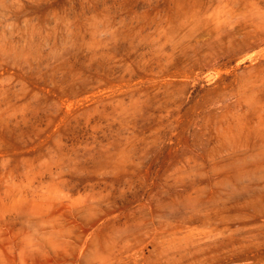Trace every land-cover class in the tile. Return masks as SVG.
Listing matches in <instances>:
<instances>
[{"label": "rangeland", "instance_id": "obj_1", "mask_svg": "<svg viewBox=\"0 0 264 264\" xmlns=\"http://www.w3.org/2000/svg\"><path fill=\"white\" fill-rule=\"evenodd\" d=\"M0 264H264V0H0Z\"/></svg>", "mask_w": 264, "mask_h": 264}]
</instances>
